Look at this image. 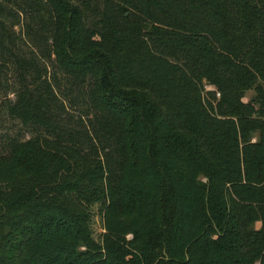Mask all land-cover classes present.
Returning a JSON list of instances; mask_svg holds the SVG:
<instances>
[{
  "label": "trees",
  "instance_id": "1",
  "mask_svg": "<svg viewBox=\"0 0 264 264\" xmlns=\"http://www.w3.org/2000/svg\"><path fill=\"white\" fill-rule=\"evenodd\" d=\"M2 110L0 264H264V0H0Z\"/></svg>",
  "mask_w": 264,
  "mask_h": 264
},
{
  "label": "rangeland",
  "instance_id": "2",
  "mask_svg": "<svg viewBox=\"0 0 264 264\" xmlns=\"http://www.w3.org/2000/svg\"><path fill=\"white\" fill-rule=\"evenodd\" d=\"M254 96V92L250 91L246 93L244 102L249 101ZM10 100H14L13 95L9 96ZM8 134L13 137L19 136L21 139H28L30 138L31 134L24 128H22L17 122L12 121L6 115L5 110L1 111L0 114V135Z\"/></svg>",
  "mask_w": 264,
  "mask_h": 264
}]
</instances>
